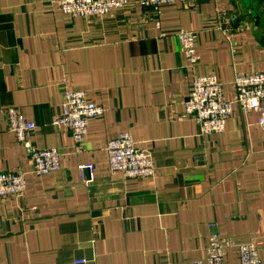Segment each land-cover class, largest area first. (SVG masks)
<instances>
[{"label": "crops", "instance_id": "1", "mask_svg": "<svg viewBox=\"0 0 264 264\" xmlns=\"http://www.w3.org/2000/svg\"><path fill=\"white\" fill-rule=\"evenodd\" d=\"M59 1L0 0V172L26 179L22 198L0 199V264H194L212 230L253 244L264 264L257 114L234 106L224 132L210 136L181 119L195 76L215 74L230 102L236 76L264 72V0L176 3L159 15L130 0L89 19L64 15ZM232 13L239 30L223 35L218 16ZM179 30L197 35L194 68ZM70 89L105 111L89 120L79 154L52 125ZM10 108L36 125L35 147L63 155L56 174L32 172L7 130ZM123 133L152 157L153 178L109 171L106 144ZM223 264H239L237 255L227 250Z\"/></svg>", "mask_w": 264, "mask_h": 264}, {"label": "built area", "instance_id": "2", "mask_svg": "<svg viewBox=\"0 0 264 264\" xmlns=\"http://www.w3.org/2000/svg\"><path fill=\"white\" fill-rule=\"evenodd\" d=\"M200 1L210 0H137L136 3L159 15L162 7L176 3L193 5ZM128 4L130 0H61L57 7L58 11L71 18L89 19L104 17ZM237 18L236 13L229 16L219 15L218 30L223 35L238 32L239 29L234 26ZM175 36L186 62L190 68H194L198 62L196 33L179 30ZM232 86L235 99L229 102L225 99L224 84L215 74L195 76L181 119L194 121L200 136L221 134L225 130L226 121L231 116L233 107L237 106L245 114L256 113L257 125L264 133V72L236 76ZM104 112L102 107L90 101L85 91L70 89L65 92L61 109L54 116L52 125L70 134L74 143V152L79 154L84 149L89 120L100 118ZM4 115L7 130L14 135L16 142L28 155L32 172L37 176L56 174L61 168L63 155L60 151L55 147L47 149L35 147L30 137L36 130V125L26 120L16 109H6ZM105 150L109 171L113 174L118 173L124 179L133 180L150 179L156 175L152 157L137 148L128 133L108 140ZM88 168L87 166L81 167L83 177ZM25 192L26 179L23 172H0V199L7 197L20 199ZM227 250L237 255L239 264H263L259 250L253 244H239L232 240H224L215 230L208 235L205 259L194 264H223ZM78 263H83V261Z\"/></svg>", "mask_w": 264, "mask_h": 264}]
</instances>
